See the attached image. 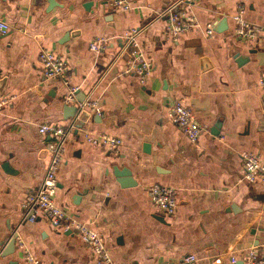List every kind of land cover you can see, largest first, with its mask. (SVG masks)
<instances>
[{
  "label": "crops",
  "instance_id": "1",
  "mask_svg": "<svg viewBox=\"0 0 264 264\" xmlns=\"http://www.w3.org/2000/svg\"><path fill=\"white\" fill-rule=\"evenodd\" d=\"M130 1L122 12L109 0H0V21L9 25L0 36V264H30L24 248L40 264H97L76 230L56 229L42 216L23 220L22 203L51 158V137L38 130L44 123L67 132L55 202L103 237L111 264H187L190 254L196 264H239L250 247L264 256V183L243 178L241 157L252 151L264 159V0ZM175 8L199 27L173 39L167 26ZM238 13L262 29L255 41L236 38ZM132 27L152 66L143 84L125 73L122 35ZM98 36L105 47L91 51ZM42 48L64 59V78L43 76ZM85 101L98 111L82 108ZM175 101L203 126L196 142L168 120ZM65 104L78 108L74 117H64ZM86 131L122 145L92 146ZM123 178L133 183L122 186ZM155 183L174 190V215L150 203L146 189Z\"/></svg>",
  "mask_w": 264,
  "mask_h": 264
},
{
  "label": "built area",
  "instance_id": "2",
  "mask_svg": "<svg viewBox=\"0 0 264 264\" xmlns=\"http://www.w3.org/2000/svg\"><path fill=\"white\" fill-rule=\"evenodd\" d=\"M190 2V0H182ZM109 5L113 9L127 12L133 8L130 0H109ZM236 23L234 34L236 38L253 42L257 39L262 29L255 24L245 21L241 13L233 16ZM199 24L193 17L186 16L184 19L178 17L175 13H169L167 33L169 37L176 39L185 31L198 28ZM9 30V25L5 21H0V36L5 35ZM205 33L210 35L212 28L206 26ZM139 29L132 27L126 30L122 35L123 45L122 52L128 53L129 61L125 73L135 75L140 84L146 82L150 75L152 66L146 58L144 52L138 44ZM105 37L98 36L89 45L91 51L99 52L105 47ZM122 52L118 55L121 56ZM38 59L42 66L43 76L49 78H64L66 72V64L64 59L52 50L40 49ZM258 85L264 94V74L258 78ZM76 88L70 87L65 95V101L71 102L74 98ZM6 103V99H0V110ZM97 104L94 101H85L81 107L96 109ZM167 118L178 127L182 133L191 141L196 142L203 131V126L197 120L192 110L182 103L175 101L167 110ZM41 134H48L51 140L48 141L47 149L51 153L44 177L38 188L30 192L22 203L24 209V221L34 222L40 216L44 217L49 224L62 231L76 230L79 238L85 243L93 255L97 264H111L112 259L109 251L105 246L103 237L89 225L81 222L74 214L67 212L58 206L55 202L54 195L57 190V170L63 160L64 141L67 132L59 126L41 124L38 128ZM83 139L92 146H99L109 151H116L122 145V139L116 136L102 133L95 134L92 131L83 133ZM243 160V178L247 181H260L264 183V159L257 153L248 151L241 155ZM150 203L162 213L166 215H174L178 206V200L174 194V190L162 184H152L146 189ZM23 248L22 243L19 245ZM25 260L30 264H40V259L31 251L25 249ZM187 264H196L197 258L194 254L187 255L183 258ZM231 261L236 262L235 258ZM244 264H264V256L256 249L250 247L245 251Z\"/></svg>",
  "mask_w": 264,
  "mask_h": 264
},
{
  "label": "water",
  "instance_id": "3",
  "mask_svg": "<svg viewBox=\"0 0 264 264\" xmlns=\"http://www.w3.org/2000/svg\"><path fill=\"white\" fill-rule=\"evenodd\" d=\"M47 3H48L49 6H51L52 3H53V0H47ZM176 9H178V8H175L172 11V13H174V11H176ZM225 20L226 19H222L221 24H220V26L223 29L226 28L225 25H224ZM124 56H127L128 57V53H125ZM201 66H202V69H206V64H205L204 61L202 62V65ZM63 109H64V111H67V114L65 113V116H64L65 118H70V117L72 118V117H74L76 115L77 111H78V108L76 106L69 105V104H65L63 106ZM86 115H88V113L84 109L83 110L81 109V112H80V116L79 117L80 118L82 117L83 119H85ZM77 125H78V127L81 126L82 125L81 121H78L77 122ZM2 168H3L4 171H6L8 173H12L13 172V170L11 169L10 165L7 162H4L2 164ZM126 175H127V177L130 176L128 173H126L124 176H126ZM126 178H123V179H120L119 180V182H120V184L122 186H128L129 184H132L133 183L132 180L126 179ZM230 208L231 209H234V206H231ZM239 264H244V263L241 261V262H239Z\"/></svg>",
  "mask_w": 264,
  "mask_h": 264
}]
</instances>
